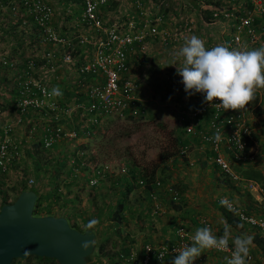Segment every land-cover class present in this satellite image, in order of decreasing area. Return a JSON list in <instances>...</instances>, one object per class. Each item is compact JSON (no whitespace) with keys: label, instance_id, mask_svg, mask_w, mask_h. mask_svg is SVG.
Listing matches in <instances>:
<instances>
[{"label":"rangeland","instance_id":"obj_1","mask_svg":"<svg viewBox=\"0 0 264 264\" xmlns=\"http://www.w3.org/2000/svg\"><path fill=\"white\" fill-rule=\"evenodd\" d=\"M12 1L17 3V0H0L2 9L0 13V136L4 125L10 123L11 138L19 146L21 156L18 164L11 167L6 175L0 177V197L4 196L10 202L21 188L34 187L40 194L52 188L47 182L48 180L40 176L41 172H33L31 155L37 156V158L41 156L39 160L42 161L49 158L51 160L64 159L66 166L62 169V177H65V170L74 164V160L78 159L81 163L80 169L73 168L72 175L66 178L74 186L69 190L62 187L58 189L62 193L60 202L65 204L63 208L66 207V213L77 218L74 222L78 226L86 220L95 219V211L93 210L95 207L100 210L98 213L101 216L102 227L108 228L109 221L107 220L109 218L104 216L105 205L111 202L113 207L116 199L115 191L126 188L127 184L133 189L127 197V201L130 203L134 194L142 192L136 184L140 175L152 176V179L159 181L162 186L172 185L178 193H180L181 188L174 181L181 182L182 184H180L185 187L182 198L194 201L195 204L204 205L211 203L213 199L218 197H226L232 199L233 203L247 215L252 213V209L248 208L251 206L250 201L244 193L235 190L236 187L234 188L231 183L228 186L221 184L220 180L225 181V179L222 178L217 168H214L213 174H211L212 170L206 174L204 168L209 166L201 164L208 161V152L204 146L192 143L191 149L186 151L185 158L178 155V144L174 139L182 141L184 135L177 118L180 116L185 118L178 112L180 107L187 105L188 101L191 109H193L191 99L194 97L185 93L181 83L182 78L177 74V70L183 66V60L175 57V53L181 47L177 48L172 39L178 26V19L192 23L194 27L192 31L198 37L197 33L202 27L199 29V9L197 2H194L195 0H141L143 8L146 6L148 8L151 6L159 7L158 13L163 17V20L157 31L160 32L162 29L170 35V42L165 46L161 45L158 36L149 40L151 43L147 46V58L138 74L139 93H137V98L140 101L139 106H144L143 109H145L142 118L137 116L126 118L123 121L100 119L98 126L92 128L93 135L90 137L79 136L75 140L62 137L59 142L53 144L55 149L47 150L38 146L35 151L33 145L38 144L42 135V126L47 123V120L33 113L30 119L16 123L18 114L14 104L15 88L18 83L25 80V78H18L19 73L27 70L30 61L35 69H38L43 63L44 68L41 77L45 84L52 91L56 88L59 89L61 94L57 95L56 103L70 110L69 118H66L63 130L68 132L72 128L80 126L78 130L81 131L84 125L89 122L85 112L75 106L74 80L68 73L72 72L75 67L71 66L69 71L58 66L49 69L50 64L53 65L54 60H57L51 51L54 48L41 44L37 32L29 23V17L24 16L17 4L15 11L10 10L14 4ZM43 1L53 11L52 26L55 34L62 37L70 36L71 33L82 36L86 34L84 27L78 23L80 12L75 0L72 3L65 0H54V3H51L52 0ZM161 2L162 5L160 6ZM130 11V0H112L109 6L102 11L101 18L106 25L112 23L120 25L126 17L131 15ZM20 19L26 23L23 24ZM202 37L206 38L207 41L212 40V36H208L207 29L202 32ZM49 70L51 71L49 72ZM202 95L204 97L205 94L202 93ZM245 108L253 129L254 142L251 145L252 152L250 150L251 160L248 162H231L232 169L242 173L250 165L249 167L263 174L264 89H257L255 99ZM188 109L186 106L185 112ZM48 124L52 125L53 123L48 122ZM93 163L108 165L112 173L104 175L95 186L89 187L85 179L89 175V169ZM121 163L125 164L127 169L126 174L123 175L118 173L116 169V166ZM209 165L211 166L210 163ZM34 174L39 175V180H34ZM130 175L137 177L131 180ZM29 180L32 181L31 184L28 183ZM257 183L264 186V180L257 181ZM197 186H199L198 189ZM71 206L75 207L77 215H74ZM132 208L136 209L134 206ZM54 211L59 210L54 209ZM162 215H157L155 218ZM134 221H131L130 217L127 216V225H122V229L129 232L128 239L132 241L131 244L141 245L143 230H141L140 224L136 220ZM101 230L98 228L96 231L98 235ZM212 232L214 233L215 230ZM117 239L115 236L108 237L104 250L107 257H112L119 249ZM229 241L232 243L231 235ZM231 245L234 247L233 243ZM94 255L95 253H92V256ZM96 258L97 262L93 264H98V262L99 264H107L101 258ZM260 258L257 254L254 255V263L257 264L256 260H259L258 263L264 264V259ZM222 259L225 261L224 258ZM24 262L43 264L44 261L30 257L28 260L17 259L15 264Z\"/></svg>","mask_w":264,"mask_h":264},{"label":"built area","instance_id":"obj_2","mask_svg":"<svg viewBox=\"0 0 264 264\" xmlns=\"http://www.w3.org/2000/svg\"><path fill=\"white\" fill-rule=\"evenodd\" d=\"M111 1L77 0L80 12L78 23L86 32L83 36L71 33L70 36L62 37L55 34L52 26L53 11L43 0H17V3L12 1L14 4L10 8L11 11H15L17 4L24 16L29 17V23L37 32L41 44L54 48L51 51L57 60H54L53 65L50 64L49 69L58 66L69 71L71 66L75 67L77 60H81V63L73 69V96L75 106L85 112L88 124L91 126H98L100 119L123 121L143 114L137 93H139L138 74L147 58L146 39L151 40L158 36L163 46L170 42L169 34L162 29L160 32L157 31L163 20L158 13V6L143 8L141 0H130L131 15L126 17L120 25L116 23L106 25L101 15ZM211 2L215 5L214 7H207L200 2L198 8L202 29L197 34L198 38L205 41L206 48L210 49L216 45H224L229 50L246 48L253 50L264 47V0H211ZM206 11L209 12V18L205 21L203 14ZM20 20L23 24L26 23ZM254 20H259L258 24H254ZM178 21L172 39L177 48L184 45L188 36L195 34L192 31L194 29L192 23H186L182 19ZM206 29L208 36H212V42L202 37V32ZM43 68L42 63L38 69H35L30 61L27 70L19 73L18 78H25V80L18 83L15 88L14 104L18 114L16 123L30 119L33 113L47 120V123L42 126L40 143L42 148L48 149L62 137L75 140L78 136L73 129L68 132L63 130L70 110L56 103L57 95L53 94L41 77ZM191 102L193 109L189 108L185 112L187 106L185 104L178 112L185 116V118L180 116L177 119L188 142L179 147V153L185 155L186 151L191 149L192 143L204 146L210 153L208 157L210 162L232 183L240 182L239 188L249 194L252 206L256 209L247 215L228 200L233 209L229 211L234 214L240 224L256 230L264 237V189L253 180L241 178L232 170L231 164L233 161L251 160L252 147L250 146L244 152L247 143L253 141V129L246 114V108L237 111L225 110L216 106L219 104L218 100L209 104L204 98L191 100ZM205 112L209 116L203 115ZM48 122L53 124L49 125ZM217 130H221L224 134L220 142L214 140ZM10 132V123L5 124L1 129V173L7 171L11 165L18 164L21 156L19 146L11 138ZM83 135L87 136L84 132ZM239 140L244 146L243 150L238 147ZM116 169L120 174L126 171L122 163L118 164ZM89 171L91 173L87 181L89 187L95 186L105 174H111L108 165L96 163L90 166ZM31 182V180L28 181L29 184ZM138 184L143 186L142 181ZM153 186L156 189H166L173 201L177 199V194L170 186H162L157 180L153 182ZM150 200L152 201L151 214L155 215L159 211V206L153 193L150 194ZM200 224V228L211 229L206 220H201ZM194 235L195 233L191 231L179 228L175 231V241L169 247L163 244L144 245L139 264H148L150 258L155 264H164L167 256L173 258L177 254L172 251L173 249H180L185 245L192 246ZM232 248L229 246V250L224 251L214 248L208 250L224 254L227 264L226 258H231ZM116 259L124 264H135V256L130 252L126 256L118 254ZM91 262H97V258H92ZM246 264H255L250 254L246 258Z\"/></svg>","mask_w":264,"mask_h":264},{"label":"trees","instance_id":"obj_3","mask_svg":"<svg viewBox=\"0 0 264 264\" xmlns=\"http://www.w3.org/2000/svg\"><path fill=\"white\" fill-rule=\"evenodd\" d=\"M195 3L197 2L198 4V8H199V4L200 2H202L203 4H205L207 7H214L215 5L211 2V0H195ZM238 9V6H237ZM204 20H208L209 18V12L206 11L203 14ZM179 20V19H178ZM179 22V21H178ZM200 22V20H199ZM259 20H254V24H258ZM199 27V26H198ZM201 23H200V27L201 28ZM146 41L148 42L149 39H146ZM244 50H252L250 48H246ZM81 63V60H77L74 64L75 67H77L79 64ZM194 98H192L191 100H199V99H203V95L202 93H195L193 95ZM183 101V100H182ZM144 107V106H143ZM143 107H140L141 110H144ZM187 107L191 108V106L189 105V101L187 103ZM203 115H208L207 112L203 113ZM141 116L140 118H142V114L139 115ZM209 116V115H208ZM80 126H77L75 128H72L73 130H75V132L77 133V136L79 138V136H84L83 132L87 135L84 137H90L93 135L92 132V128L93 127H97V126H91L89 124L84 125L83 130H78ZM182 133L184 135V131L183 129ZM175 142H177L178 144V155H180V157H186L185 155H182L179 153V147L184 146V144H187V140L185 136H182V141L179 139H174ZM245 140V139H243ZM254 140L252 142H248L244 152L246 150H248L249 146H251L253 144ZM38 146H42L40 143V139L38 141V144L33 145V150H37ZM55 145H52L50 148V150L55 149L56 147H54ZM47 149V150H48ZM210 155V153H209ZM32 159V170L33 172H41V177L42 178H46L49 182V184L52 186V188L49 191H46L44 193H38V191L36 190V188L31 187V188H21L19 189L14 198L12 199V201L8 202L7 199L4 196L0 197V207L6 204H11L15 198L18 196V194L22 191H33L36 195V200L32 209V215L36 216V217H43V216H54V217H63L67 224L69 225L70 228L75 229L79 232H83L85 231L84 225H86L89 221L86 220V222H83V224H81L80 226H78L76 224V222H74V220H76L77 218L74 217L73 215H70L68 213H66L65 208H63V206L65 205L64 203L60 202V198L62 196V193H60V191H58L59 187H62L63 189L69 190L70 188H72L74 185L73 183H71V181H68L66 178L67 176H71L72 173V169L73 168H77L78 170L80 169L81 163H79L78 159L74 160V164L70 165L67 167V169L65 170V177H62V169H64L65 165V160L64 159H56V160H51L49 159H45V161L43 160H39L41 158L37 156H31ZM51 160V161H50ZM42 161V162H41ZM234 163V161L232 162ZM202 165H205L202 163ZM211 169L214 171V168H216L215 165L211 164ZM250 165H248L246 168L247 170L242 171V173L239 172H235L237 173L241 178L243 179H250L253 180L254 182L260 181V180H264V173L262 174L261 172H259L256 169H253L251 167H249ZM11 167H14V165H11L9 167V169L7 171H5L4 173L0 172V177L3 175H6L7 172L10 170ZM87 168V167H86ZM233 170V169H232ZM234 171V170H233ZM132 173V172H130ZM90 171H89V175H87L85 181L87 182L88 179L90 178ZM134 174V173H132ZM242 174V175H241ZM222 175V174H221ZM39 175L34 174V180H39ZM46 176V177H45ZM134 177H137L136 175H130V179L133 180L135 179ZM222 178L225 179V181L220 180L222 183V185L224 186H228L229 183L232 184V186L239 192L244 193L245 197L247 199H249L250 201V207L248 206V208L252 209V212L254 210H256L253 206H252V200L249 197V194L242 191L239 188V184L240 182L237 183H232L226 176L222 175ZM127 180V179H126ZM142 181L143 186H139L138 182ZM155 180L152 179V176L147 177L146 175L143 176H139L138 180L136 181L137 186L139 187V189L142 190V192H137L136 194L133 195V199L131 200V202L129 203L127 201V197L128 195H130V192L133 190L132 187H130L128 184L126 186V188L123 189H119L118 191H115L116 194V199H115V203L114 206L112 207L111 202L107 203L105 205V214L104 216H107L109 219L107 221H109V226L108 228L102 227L101 225V216L100 213H98L100 210L98 208H93V210L95 211V219L99 221V223L95 226L94 229H91V231L94 233L95 235V240H94V250L92 253H95L94 256H91L88 258V263L89 264H93L91 262L92 258H101L102 260H104L105 263L107 264H124L121 263L120 261H118L116 259V256L118 254H122L124 256L128 255L129 253V244H131L132 241H130L128 239V235L129 232L127 231H123L122 229V225H127V216L130 217L131 221L135 222L134 220H136L141 226L143 224H150L154 222V219L151 218H155L160 213V211H158L155 215L151 214L152 211V201L150 200V194L153 193L156 197V203L158 204V206L161 204L163 205L165 208H167L166 210H171L175 216L174 217H170L169 219H167V221H169V229H172L174 237H175V231L179 228L191 231L193 233H196L197 229H199L201 227L200 221L197 220V218L191 217L192 216V212L187 209V203L186 201L182 198V193L183 190H185L184 186L181 185L180 183H177L179 185V187L181 188L180 193H178L175 189L174 186H170V188L177 194V199L175 201H173L171 199V195L170 193L162 188V189H156L153 186V182ZM219 181V183H220ZM264 186H262L263 188ZM95 188V187H94ZM264 189V188H263ZM223 198V197H220ZM229 201L233 202L232 199L227 198ZM61 203V204H60ZM71 203V202H70ZM132 206H134L136 209H133ZM73 208V206H71ZM210 208L218 214V216L222 219V226H218L217 231H215L213 234L216 235L217 237H220L223 235L224 232V227H225V223H227V225L231 226L230 232H231V239L239 236V235H247V236H251L253 237V243L250 246L249 249V254L251 255V257H253L254 259V255L257 254V256H260L262 259H264V237H262L259 233H257L256 230L254 229H250L246 226H243L242 224H240V222L238 221V219L234 216V214H232L229 209H227L225 206H222L219 202L218 199H214L211 201L210 204ZM54 209L59 210V211H54ZM160 210V209H159ZM74 211V215H77V211L75 209V207L73 208ZM164 214V213H163ZM141 218V220H140ZM188 219V225H185V220ZM94 219V218H93ZM92 220V219H91ZM179 220V221H176ZM72 222V223H71ZM210 224V223H209ZM101 226V227H100ZM102 229L100 234H97V230ZM144 228L142 227L141 230H143ZM117 237V241L119 244V249L116 250L117 252H115V255H113L112 257H107V255L104 253L105 250V246L107 244V239L108 237ZM97 237H99V239H97ZM123 239V240H122ZM176 239V238H175ZM174 242V241H173ZM173 242H168V241H164L163 245L169 247L171 244H173ZM158 244V243H157ZM232 243H230V241L228 242L229 246ZM128 245V246H127ZM133 245V244H131ZM144 245H156L153 244V240H149V239H144L142 240V244L141 246L143 247ZM133 249V248H132ZM208 251V250H206ZM209 252V251H208ZM142 250L141 252H136L135 253V259H134V263L135 264H139L140 259L142 257ZM105 256H106V260H105ZM30 257H33L34 259H40L41 261H44L43 264H57L54 260L51 259H46V258H38V257H34V256H28L26 257L24 260H28ZM110 258V259H109ZM112 258V260H111ZM174 258V257H173ZM170 256H167L164 259V263L170 261L173 259ZM259 258V257H258ZM260 258V259H261ZM16 260H12L10 264H15ZM103 262V263H104ZM259 260H256L257 264ZM149 264H155L154 260L152 258L149 259L148 261ZM99 264V262H98ZM131 264V263H130Z\"/></svg>","mask_w":264,"mask_h":264},{"label":"clouds","instance_id":"obj_4","mask_svg":"<svg viewBox=\"0 0 264 264\" xmlns=\"http://www.w3.org/2000/svg\"><path fill=\"white\" fill-rule=\"evenodd\" d=\"M175 57L183 60V66L177 70V74L182 78L185 93H203L206 103L211 104L212 101L218 100L219 104L216 106L225 110L245 109V106L255 99L256 90L264 89V47L229 50L224 45H216L209 49L205 47L204 40L192 35L175 53ZM53 94L61 93L56 88L53 89ZM223 135L221 130H217L214 140L220 142ZM238 147L243 150L244 146L240 140ZM208 157L209 152L207 159L210 162ZM126 172L127 169L124 174ZM219 202L230 211L233 210L226 197L221 198ZM98 223L96 219L90 220L84 225L85 231L94 229ZM230 229L231 226L225 223L223 235L220 237L214 235L208 227L197 229L192 238V246L185 245L172 250L177 254L170 264H193L203 249L229 250ZM232 243L234 247L231 249V258H226L227 264H246L253 237L242 234L232 238ZM93 244L94 241H84L81 244L82 251L86 252ZM25 255L28 253L25 252Z\"/></svg>","mask_w":264,"mask_h":264},{"label":"water","instance_id":"obj_5","mask_svg":"<svg viewBox=\"0 0 264 264\" xmlns=\"http://www.w3.org/2000/svg\"><path fill=\"white\" fill-rule=\"evenodd\" d=\"M35 200V193L27 190L11 204L0 207V264L28 256L51 259L57 264H89L94 244L86 252L81 244L94 241V233L70 228L63 217L33 216Z\"/></svg>","mask_w":264,"mask_h":264},{"label":"crops","instance_id":"obj_6","mask_svg":"<svg viewBox=\"0 0 264 264\" xmlns=\"http://www.w3.org/2000/svg\"><path fill=\"white\" fill-rule=\"evenodd\" d=\"M65 1H70L69 3H72L73 0H65ZM49 2V1H47ZM55 1L52 0L51 3H54ZM50 3V2H49ZM75 3H77V0H75ZM78 9H79V5H77ZM77 9V10H78ZM150 40V39H149ZM151 41H148V44H150ZM71 74L72 78L74 76V72H68ZM260 105V104H259ZM210 162H206L203 164L208 165L209 167L204 168V171L206 172V174L209 173V171H211V166L209 165ZM202 164V163H201ZM195 170V169H193ZM211 174H213V170L211 172ZM211 177V175H210ZM199 178V177H198ZM197 181H200L197 179ZM174 183H178L177 181H174ZM199 186H197L198 189ZM183 196V195H182ZM185 196V195H184ZM219 201L221 198H217ZM214 200V199H213ZM187 203V209H189L192 212V216H194V218H197L198 221L200 220H206L210 223L211 229L212 231H217L218 226H222L223 222L222 219L218 216L217 213H215L211 208H210V204L211 203H206L204 205H198L197 203L195 204L194 201H189V200H185ZM160 206V213L158 214V216L160 214H163L161 217L158 218H151L154 219L153 223L148 224H143L140 227H143V231H142V239H149V240H153V244H157V243H164V241H168V242H173L175 241V237L173 234L172 229H169L168 225H169V221H167V219H169L170 217H174L175 214L171 211V210H166L167 208H165L163 205H159ZM157 216V215H155ZM188 219L187 218L185 221V225H188ZM179 221V220H176ZM128 246V245H127ZM131 246V247H130ZM129 252L133 253L135 256L136 252H141L142 250V246L141 245H131L129 244ZM133 248V249H132ZM209 251V250H208ZM206 251L205 249L202 250V253L200 255V257H198L193 264H226V262L222 259L224 258V254L221 253H215L212 251ZM142 254V253H141ZM22 264H27L26 262L22 263ZM32 264H37V263H32ZM149 264V263H148ZM164 264H170V261L164 263Z\"/></svg>","mask_w":264,"mask_h":264}]
</instances>
